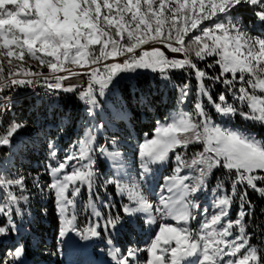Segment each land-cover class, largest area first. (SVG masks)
I'll return each mask as SVG.
<instances>
[{
    "label": "snow or ice",
    "instance_id": "obj_1",
    "mask_svg": "<svg viewBox=\"0 0 264 264\" xmlns=\"http://www.w3.org/2000/svg\"><path fill=\"white\" fill-rule=\"evenodd\" d=\"M244 8L251 13L252 27L237 15ZM257 24L264 26V0H0V56L8 58L10 87H35L40 81L33 77H43L46 92L73 93L77 86L65 85L64 81L81 72L66 65L85 69L89 84L79 93V99L89 105L92 115L100 107L97 95L104 96L119 73L150 70L169 81L174 71H182L194 73L198 85L192 111H181L170 120L157 122L153 137L138 145L137 178L128 184L116 176L103 181L105 188L115 185L121 196L127 195L129 203L123 205V216L119 212L112 215L115 206L105 202L107 216L94 209L95 224L85 228L76 224V198L82 188L91 197L98 187L96 153L113 158L119 153L97 147L92 131L79 139L62 160L57 159L55 147L49 146L46 168L51 182L46 189L55 199L61 244L69 233L82 241L100 239L102 228L106 243L113 245L112 233L123 224L124 217L144 213L146 224L157 225L154 211L160 222L153 236L143 248H129L126 254L110 248L115 264H139L141 252L147 253L143 264H264V250L250 243L245 219L254 214L249 191L264 198V139L223 127L213 120L207 107L221 116L238 114L264 126V95H257V91L264 93V33L254 32ZM96 45L98 52L90 48ZM170 54H182V58ZM26 56L46 66L51 74H66L50 78L23 68L22 63L15 70L11 67L13 58L23 62ZM117 57L123 59L116 62ZM199 62H206V68L199 67ZM212 69L218 70L216 74H209L207 70ZM4 72L0 65V80L5 78ZM205 79L223 90L213 95ZM3 91L5 87L0 84ZM178 91L179 103H189L190 82ZM229 96L242 107L229 103ZM9 110L10 103L0 101V115ZM26 125V121L12 120L0 132V146H11V138ZM190 145H202V151L195 152L188 162L184 152ZM173 157L174 172L188 169L189 173L164 177L162 191L153 203L142 187L152 172L150 165L168 163ZM215 169L225 170L231 179L230 191L223 181L216 185L213 211L209 215V210L203 209L194 229L191 221L201 214L197 194L206 188ZM24 180L23 176L0 179V191L7 197V202L0 204V216L6 218L0 222V238L19 233L14 219L21 215L17 205L21 201L26 205L30 200L23 195ZM14 186L21 195L10 190ZM36 187L45 191L39 183ZM236 201V218L228 219ZM25 252L26 243L14 241L6 256L0 257V264H23Z\"/></svg>",
    "mask_w": 264,
    "mask_h": 264
},
{
    "label": "rangeland",
    "instance_id": "obj_2",
    "mask_svg": "<svg viewBox=\"0 0 264 264\" xmlns=\"http://www.w3.org/2000/svg\"><path fill=\"white\" fill-rule=\"evenodd\" d=\"M167 14V13H166ZM239 15L242 20L244 18H248L247 22L244 23L252 27L253 18L251 13L246 9H241ZM251 20V21H250ZM210 22L207 21L206 24ZM254 32L256 34L264 33L261 31L260 26L255 25ZM148 47V46H144ZM90 48L99 49V45L90 46ZM38 55L42 56L46 60H50V57L45 56L42 53H38ZM179 56L180 54H170ZM29 60V63H24L20 61H16L13 58L12 68L15 70L18 67L22 66L23 68H31L34 72H43L45 75L49 73L48 68L41 67L39 61L33 60L26 56ZM123 57H117L116 62H120ZM19 62V63H17ZM111 62V61H108ZM17 67V68H16ZM66 67L71 68L73 71L80 72L78 67H74L66 65ZM9 65L7 64V67ZM147 73L149 78L151 79L154 75L150 70H138L135 73ZM66 74V73H65ZM121 74V73H119ZM119 74L114 77L113 84L109 86L106 90L104 96L97 95V99L100 102L101 109H95L92 115H89L84 120H77L76 122H72L69 117L62 116L57 117V119L52 122L48 121L45 124H36L37 127L42 128H52L55 130L53 132V136L48 142V145L42 149L41 151L34 154L24 147L23 142H20V146L17 148V151L6 158L4 161V167L1 169V173H3L6 169H10L12 167L13 174L19 178L23 176L25 178V191L24 195L30 197L29 206H26L23 210L21 209V215H17L16 223L19 228L18 235L14 236V241H20L26 243V252L23 257V264H51L53 261L59 262V264H115L111 255H109L110 248H119L122 254H126L129 248H143L145 244L149 241V239L153 236L156 231L157 225L159 221V214L154 212L152 215L157 220V225L149 226L145 223V215L144 213H138L137 215L129 218L124 217L123 224L118 228L117 231L112 233L113 245H108L104 239L103 229L101 228V238L100 239H91L89 241H82L75 233H69L65 237V242L61 244L59 237V227L60 221L56 211V203L54 196L50 194L46 185L51 182V176L46 168V165L50 162L49 154H50V145H53L58 152L57 159L62 160L64 156L72 151L73 146L77 143V141L83 137H85L89 131H92L96 136V146L104 147L108 152L119 153V156L113 158L108 155H101L99 152L96 153V171L98 173L97 185L98 187L93 190V195L89 197V193L86 188H82L80 195L76 198V211H77V220L76 224L79 228H85L89 226V224H95L96 217L94 215L95 211H99L104 216H107L109 213V209L104 207L105 202H111L114 205L115 200L121 205L123 209V205L129 203L127 199V195L121 196L115 185H108L106 188L103 186V181L110 177L116 176L119 177L122 183L128 184L132 180L137 178V175L140 171L139 165L140 160L137 156V147L140 143H142L145 139L137 140L132 135H124V138L119 142L110 141L108 148L105 145V140L99 138L104 136L103 134V126L113 127L114 123L111 120V114L116 115V109L118 105L113 104L117 100V92L119 80H121L122 76ZM132 74H127L128 78L131 77ZM80 76L71 77L69 80L65 81L68 83H79ZM195 82L190 83L191 87V95L190 102L186 104H178L177 107L168 112L167 115L163 119L158 120L152 113V107H149L148 112L152 114L154 128L152 131L151 139L154 135L155 127L157 126V122H165L166 120H170L172 117L177 116V114L181 111H192L193 104L196 99V91H197V81L195 75H193ZM4 79H8L5 77ZM3 79V80H4ZM158 79L162 80L160 76ZM77 87L79 85L75 84ZM98 87V85L96 86ZM223 90V89H222ZM257 95H264V93H260L257 91ZM206 102V101H205ZM39 101H36V105H38ZM52 103V102H51ZM210 116H212L213 120L218 123L226 124V117L221 116L216 113L215 110L211 106H207ZM150 119V118H149ZM151 120V119H150ZM100 125H103L100 127ZM177 151H181L177 149ZM202 151V148L200 149ZM185 154V153H184ZM56 161H51V163L55 164ZM152 172L148 177V180L143 184V189L145 193L148 195L149 200L153 203H156L158 197L162 191V185H164V177L166 176H181L184 174H188L189 170L184 169L180 173H175L174 169L176 168V162L173 157L168 163L165 164H153L150 165ZM0 173V179H4L2 174ZM223 181L226 189L230 191L231 179L228 177L227 173L223 169H215L212 175L208 178L206 188L197 194V202L201 205V214L198 215L197 220L191 221V227L197 228L199 222L202 219V210L207 208L209 210V215H211L212 209V201L214 196L217 194L216 185ZM36 183H39L41 188H45V191H41L40 188L36 187ZM116 198V199H115ZM7 202V197L4 195L2 191H0V204H4ZM46 203L53 205L55 220L52 219L49 224L51 227H44L43 223L48 221V216L44 209V204ZM238 201L234 202L231 212L229 214L228 219H235L236 214L238 212ZM115 206V205H114ZM115 209V210H114ZM112 215H115L118 210L116 207L111 209ZM123 213V211H122ZM5 217L0 216V222L5 221ZM15 219V218H14ZM246 219V218H245ZM170 223H175L174 221L169 220ZM103 221L101 220V224ZM133 224L136 234L137 240L134 239L131 243L127 245L120 244L119 241L116 240L117 233L122 231L126 226ZM49 231V234L52 232V237H47L46 240H42V236L46 231ZM251 235L250 243L256 246L258 249L264 250V230H262L260 237L254 238ZM0 257H5L7 251L12 247L13 242L5 245L3 243V238H0ZM147 258L146 252H141L138 255L139 264H143V262Z\"/></svg>",
    "mask_w": 264,
    "mask_h": 264
},
{
    "label": "trees",
    "instance_id": "obj_3",
    "mask_svg": "<svg viewBox=\"0 0 264 264\" xmlns=\"http://www.w3.org/2000/svg\"><path fill=\"white\" fill-rule=\"evenodd\" d=\"M247 20L248 18H244L243 21L246 23ZM204 23L206 24L207 21ZM259 26L261 31H264V26ZM95 49L97 50V48ZM211 59L212 58H210L207 62H211ZM198 66L206 68V62H199ZM4 69V77H7L8 68L4 67ZM207 71L210 75H212L216 74L218 70L212 69ZM125 75L126 73L119 74L122 78L119 80L117 100L113 103L118 105V108L116 109L115 116L111 114V120L115 122L114 126L109 128L104 125V136L99 138V140H105V145H107L108 148L110 147V141L119 142L124 138V135L126 136L127 134H131L132 137L134 136L137 140L146 138L149 139L152 136L154 128V118L152 117V114L148 112L149 107H152V113L158 120L163 119L169 111L175 109L179 104V87L185 82H195L193 78L194 73L192 75H188L182 71H174L171 74V80L169 81L158 79L159 75L155 73L151 79L147 73L143 72L133 73V75L129 78ZM204 83L206 86L210 87L213 95H216L222 90L220 85H213L212 81L207 79H205ZM249 91H251V89H249ZM59 116L69 117L72 119V122H76L77 120L81 121L88 117V114L77 101L76 91L73 93L61 92L57 99L48 101L40 100L38 105H36V100L26 99L14 113L6 117L0 126V132H3L12 120H16L18 122L26 121L27 125L14 134L11 138V146H0V173L1 169L4 167L5 159L11 153L12 147L17 144L20 138L26 136V134L31 131L33 124H45L48 121L54 122ZM126 120L128 122H126ZM201 148L202 145H190L187 151L184 152L185 160L190 162L193 154L200 151ZM1 174L4 179H17V177L13 174L11 167L10 169H6ZM10 190L18 196L21 195L18 187L14 186ZM249 199L252 201L254 214L250 218L246 217L247 231L252 233V237L258 238L260 237L262 230H264V198L260 197L258 193L249 191ZM29 205V202L25 205L24 202L21 201L17 206L23 210ZM114 205L116 210H118L123 216L121 205L116 200ZM43 206L48 216V221L43 223V225L44 227H51L49 225L51 224L50 221L52 219L55 220L53 205L46 203V205L44 204ZM113 212L115 211L112 210L111 213L113 214ZM14 218L16 220L17 215L14 216ZM53 233L54 232L49 234V231L47 230L43 234L42 240L47 241L46 238L52 237ZM14 236L3 238V243L5 245L12 243L14 241ZM136 236L137 234L134 225L131 224L117 233L116 240L119 241L121 245H127L134 239L137 240ZM51 264H59V262L53 261Z\"/></svg>",
    "mask_w": 264,
    "mask_h": 264
},
{
    "label": "built area",
    "instance_id": "obj_4",
    "mask_svg": "<svg viewBox=\"0 0 264 264\" xmlns=\"http://www.w3.org/2000/svg\"><path fill=\"white\" fill-rule=\"evenodd\" d=\"M178 58H182V54H180ZM7 59H8L7 57L0 56V65H2L3 67H7V64H8ZM24 63H29V60L25 58ZM46 75H48L51 78L52 75H65V73L64 72L55 73V74L47 73ZM33 79L40 81L39 83L35 85V87H31V86L29 87L11 86L10 87L9 79L0 80V84H2L5 87V91L0 92V101H5V102L10 103V110L4 113L3 115H0V125L2 121L9 114H11L13 111L18 109L23 104V101L26 99L34 98V99H46L47 100V99H53L59 96V93L51 94V93L46 92L43 77H33ZM83 80L84 81L82 82L71 83V84L79 85L77 87L78 100L81 105L85 107H89V105H87L84 101L79 99V93L81 91L87 90L88 84H89V76L85 73H84ZM65 81H64L65 85L70 84V83L67 84V82ZM52 82L55 83L54 80ZM229 103H232L237 108L242 107L239 104V102L232 99L231 96H229ZM243 110L248 111L247 107H243ZM221 125L226 128H232V129L242 131L245 134L252 135L258 139H264V131L260 130L261 124L254 123L250 120H245L238 114L226 117V124L221 123ZM48 134H49V131L47 129L44 131V130H39L37 128H33L31 134L26 136L24 140L28 144L29 149L35 152L36 150H38L39 146L46 145Z\"/></svg>",
    "mask_w": 264,
    "mask_h": 264
},
{
    "label": "bare ground",
    "instance_id": "obj_5",
    "mask_svg": "<svg viewBox=\"0 0 264 264\" xmlns=\"http://www.w3.org/2000/svg\"><path fill=\"white\" fill-rule=\"evenodd\" d=\"M81 71V76H80V82H82V81H84L83 80V77H84V73L86 72V70H84V69H80Z\"/></svg>",
    "mask_w": 264,
    "mask_h": 264
}]
</instances>
